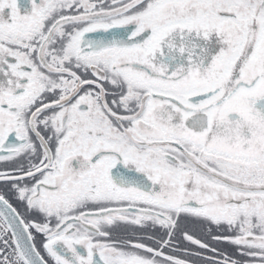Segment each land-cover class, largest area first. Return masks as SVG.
Instances as JSON below:
<instances>
[{
	"label": "snow or ice",
	"instance_id": "1",
	"mask_svg": "<svg viewBox=\"0 0 264 264\" xmlns=\"http://www.w3.org/2000/svg\"><path fill=\"white\" fill-rule=\"evenodd\" d=\"M0 264H264V0H0Z\"/></svg>",
	"mask_w": 264,
	"mask_h": 264
}]
</instances>
